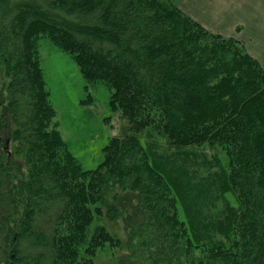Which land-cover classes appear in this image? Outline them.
<instances>
[{
    "label": "trees",
    "instance_id": "trees-1",
    "mask_svg": "<svg viewBox=\"0 0 264 264\" xmlns=\"http://www.w3.org/2000/svg\"><path fill=\"white\" fill-rule=\"evenodd\" d=\"M42 37L71 56L85 89L111 91L125 122L93 170L59 130ZM1 88L26 181L15 185L0 139V264H94L117 245L95 223L103 216L120 220L127 239L113 264H264V67L237 39L175 0H0ZM143 134L174 157L151 151ZM203 146L220 149L227 168L212 156L220 171L197 195L180 173ZM215 188L237 206L211 230L196 208L210 192L217 200Z\"/></svg>",
    "mask_w": 264,
    "mask_h": 264
},
{
    "label": "rangeland",
    "instance_id": "rangeland-1",
    "mask_svg": "<svg viewBox=\"0 0 264 264\" xmlns=\"http://www.w3.org/2000/svg\"><path fill=\"white\" fill-rule=\"evenodd\" d=\"M257 1V0H256ZM262 0L255 2V6H259ZM250 0H245V12L250 5ZM261 9L264 7H260ZM247 16L244 18L246 19ZM248 18V17H247ZM224 25L215 24L213 28L221 30V35L233 37L243 44L246 51L255 41L256 45L250 49L255 59L264 67V15L256 17L255 23H243L240 30L244 27V32L228 33L223 29ZM40 65L43 71V76L50 92V100L56 110V120L59 124V130L67 145L71 155L78 161L83 170H93L103 161V147L108 143L111 135L120 136L123 132L124 120L118 112H113L110 108L109 99L111 91L104 85L98 84L96 87L85 89L86 82L82 78L77 64L71 56L66 52L57 48L48 38L42 37L38 41ZM4 90L0 89V139L2 140V149L4 150L8 164L11 167L13 181L15 185L22 186L26 181V166L12 139L13 125L10 118V112L5 104ZM108 118V120H105ZM150 131V130H149ZM147 137L143 134V143L146 141L149 144L151 151L155 150L159 154H165L167 157L171 153L174 157V152H169L166 141L154 134ZM148 139H150L148 141ZM159 143L158 145L155 143ZM146 142V144H148ZM193 152L192 157L187 158V162H191L193 167H188L184 173H180L185 178V183L193 184V194L199 195L202 184L212 181L209 173L220 171L217 165H212L210 158L217 157L220 160L221 168H227V159L220 149H210L206 146L201 148L189 149ZM208 161V166L200 164ZM183 160L180 158L175 166H181ZM189 168V169H188ZM15 175V176H14ZM217 175V174H216ZM20 189V188H19ZM213 189V188H212ZM21 190V189H20ZM20 190L16 189L17 195ZM19 192V193H18ZM216 198L211 195L204 199L200 206L196 208L202 211L203 215L207 213L209 220L205 216H198L197 219L200 225H209L211 230L217 226V223L223 222L226 214L229 216L232 207L237 206V200L233 195L221 197L216 191ZM22 198V197H20ZM228 207V209H227ZM219 211L224 212L219 216ZM201 212V214H202ZM104 224L110 236L117 241V245L107 246L104 250L97 253L93 258L94 264H113L120 256L127 254V239L122 229L121 221L118 219L108 220L105 216L95 221ZM94 223V224H95ZM227 223V222H226ZM225 223V225H226ZM200 249H198L199 251Z\"/></svg>",
    "mask_w": 264,
    "mask_h": 264
},
{
    "label": "crops",
    "instance_id": "crops-1",
    "mask_svg": "<svg viewBox=\"0 0 264 264\" xmlns=\"http://www.w3.org/2000/svg\"><path fill=\"white\" fill-rule=\"evenodd\" d=\"M250 5L245 12V0H175L177 6L194 21L202 25L211 32L221 33V30L213 28L216 24L224 25L223 29L228 33L234 31L244 32V27L240 30L243 23H255L256 17L264 15V0L255 6L256 0H250ZM245 16L246 19L244 18ZM234 32V33H235ZM227 37V36H225ZM256 45L255 41L248 48Z\"/></svg>",
    "mask_w": 264,
    "mask_h": 264
}]
</instances>
